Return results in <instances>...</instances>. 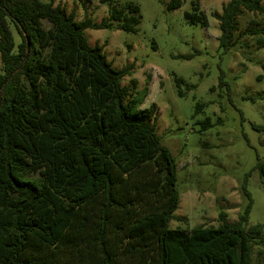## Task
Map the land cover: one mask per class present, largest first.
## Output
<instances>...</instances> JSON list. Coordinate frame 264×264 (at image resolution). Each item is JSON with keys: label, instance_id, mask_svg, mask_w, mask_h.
<instances>
[{"label": "trees", "instance_id": "trees-1", "mask_svg": "<svg viewBox=\"0 0 264 264\" xmlns=\"http://www.w3.org/2000/svg\"><path fill=\"white\" fill-rule=\"evenodd\" d=\"M99 2L108 18L94 23L76 21L53 0H0V264H253L256 246L264 264V235L258 225L246 228L245 189L249 202L232 223L220 212L217 227H168L179 204L176 165L155 133V107L140 109L145 95L135 80L121 83L130 67L114 69L104 45L84 36L85 29L134 31L139 8ZM263 4L222 7L220 49L256 34H239L238 18L264 14ZM180 5L171 0L166 9ZM184 18L207 26L200 0ZM244 99L264 100V92ZM251 127L264 135V124ZM255 169L264 188V162Z\"/></svg>", "mask_w": 264, "mask_h": 264}, {"label": "rangeland", "instance_id": "rangeland-1", "mask_svg": "<svg viewBox=\"0 0 264 264\" xmlns=\"http://www.w3.org/2000/svg\"><path fill=\"white\" fill-rule=\"evenodd\" d=\"M53 1L76 21L108 18V6L99 0ZM131 1L139 8L134 31L85 29L84 36L90 46L104 45L114 69L130 67L121 83L135 80V91L145 95L140 109L155 107V133L176 165L179 204L168 227H217L220 212L232 223L249 202L245 189L251 200L246 228L258 225L264 235V188L255 169L264 162V135L251 127L264 124V100L244 99L264 92V47L256 42L264 41V14L243 11L238 33L253 29L256 34L237 36L238 42L224 52L215 16L229 0H200L206 27L184 18L194 0H181L171 11L166 9L171 0ZM198 105L202 108L196 112ZM206 120L210 126L202 129ZM257 249L253 264H261Z\"/></svg>", "mask_w": 264, "mask_h": 264}]
</instances>
